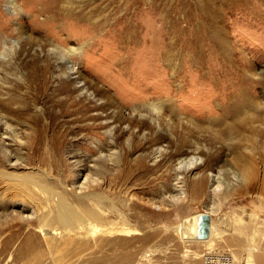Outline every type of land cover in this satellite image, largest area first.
<instances>
[{
	"label": "rangeland",
	"instance_id": "374dc122",
	"mask_svg": "<svg viewBox=\"0 0 264 264\" xmlns=\"http://www.w3.org/2000/svg\"><path fill=\"white\" fill-rule=\"evenodd\" d=\"M15 1L16 12L0 0V48L19 40L0 66V170L74 206L76 194H102L99 210L115 206L137 228L132 244L115 235L93 248L43 243L34 264H114L128 251L130 264H264V138L223 110L257 97L236 120L259 128L264 119V0ZM237 152L253 157L248 183L233 173ZM193 157L194 168H177ZM202 173L214 180L193 197ZM10 183L0 177V238L34 220L12 212L43 202L36 185ZM201 212L207 238L176 234ZM13 249L0 264H33Z\"/></svg>",
	"mask_w": 264,
	"mask_h": 264
},
{
	"label": "bare ground",
	"instance_id": "6f19581e",
	"mask_svg": "<svg viewBox=\"0 0 264 264\" xmlns=\"http://www.w3.org/2000/svg\"><path fill=\"white\" fill-rule=\"evenodd\" d=\"M4 1L6 2V6L10 8L12 11L16 12L19 10V6L17 5L15 0H4ZM52 17L55 18L57 16L53 15ZM78 20H81V18H78ZM17 30H18V27H16L15 32H17ZM18 41L19 40H13V39H7V40L5 39L3 41V43L1 44V48H0V66L4 65V63L7 62L8 56L12 55L10 53L13 51V49L15 50V47ZM59 51H60L59 53H61L62 55L69 57L70 53H74L75 50L73 49L65 50L64 48H59ZM243 89L245 90V88ZM260 92L262 93V97H264V79L262 81ZM247 98L245 96H244V99L238 98L234 100L235 98H231L226 108L223 107V110H225L224 118L232 119L233 121H230V122L242 124L241 128L243 130H246L248 132L253 131V133L256 134L258 137L264 138V119H262L260 123L261 126L259 128L251 127V125H248L247 123L245 124L244 121L241 123L236 120V118H238L239 115L245 112L241 110L244 109L247 105L255 104V102L257 104V100H255L257 99V97L255 99L254 97L253 99H251V97L250 99L249 98L247 99ZM230 122L228 124V127H230L231 129H234L236 125L234 126L233 124H230ZM263 150H264V146L260 148L258 153H256V151L255 153L257 154V156H260ZM233 164H234L233 166L234 170L232 169L233 173L237 175L242 181L248 183V181L254 178L255 168H254L252 155L248 153L242 154L240 152H237L234 158ZM196 165H197V161L193 157L188 160H185V159L180 160L178 162L177 168L181 170H184V169L190 170L194 168ZM123 174H124L123 177L127 176V172H124ZM0 177H4L12 181V183L10 184L13 185L12 187L14 189L17 186L16 184L13 183V181L14 182L15 181H29L31 184L36 185L37 189L40 190L43 194V202L37 205L40 208V211H38V208H35L34 206L30 211L28 210L29 212L27 211L28 213L26 214L22 213L21 210L14 211L11 213V215L16 217L17 219H23V220L26 219L30 221L29 219L33 217L34 220L32 219V222L31 223L29 222L28 224L29 228L27 230L24 231L23 224L19 223L16 226H14L16 227L15 228L16 230L10 227L11 229L9 230L13 232L0 238V256H2V259L5 256H7L9 249L14 247L12 251L13 255H15V252L17 250L18 256H20L22 259H25L26 262L31 261L33 262V264L38 263L40 262L42 258L43 249L41 248V245L43 243H46L48 245L54 244V243L56 244L57 242L66 244L70 242H77L78 240V243L80 246L84 245V246H89V248H93L95 245L100 244V242L103 241L106 237H109L112 235H115V237L117 236L118 238H121L115 242L119 245L133 243L134 234L136 233L137 228L130 223L128 219V215L123 214L115 206L110 208L112 209V211L115 212V214L111 212L106 213L103 210L101 211L96 207L97 205H99V203H101L100 207L101 208L103 207L102 198H107V197L102 196V194H97V193H88L84 195L76 194L74 199L77 205L74 206L70 204L66 196L58 193L57 191L52 189L50 186L41 185L35 181L28 180V178L24 176L10 174L9 172L3 171V170H0ZM209 177L210 179L212 178V181L214 180L212 175L207 176V174L205 175V173L204 174L202 173L200 175V178L191 182V185H192V188L190 189L191 196L197 197L203 194L204 183L205 181H207V179L209 180ZM215 180L217 181V178ZM214 191L219 192L220 188L216 186L214 188ZM32 193L35 196L37 195V193L35 192H32ZM205 195H206V192H205ZM48 199H50V201L53 202L54 204L53 208L51 207ZM91 199H95V202L91 203L93 201L92 200L90 202ZM1 217H2V214H0V219ZM115 217L117 221L115 220ZM33 224H35V226L37 227L36 232L35 230H33ZM196 224H197V216L184 221L183 223H181L177 227H174L173 229L176 232V234H180V235L183 234V238L194 240L197 238L196 237V226H197ZM144 237H146V234L144 235ZM144 237L142 236V238ZM230 241L238 243L237 242L238 239L231 238ZM123 253L125 254H123V256L120 257L117 263L113 260L114 264L132 263V260L135 254L131 251L123 252ZM231 258L232 257L222 259V260H224V264L226 263L234 264V259H231ZM219 259L220 258L214 257L213 262H217ZM228 259H229V262L226 261ZM205 260L203 264H210V260L207 263H205Z\"/></svg>",
	"mask_w": 264,
	"mask_h": 264
},
{
	"label": "water",
	"instance_id": "95a60500",
	"mask_svg": "<svg viewBox=\"0 0 264 264\" xmlns=\"http://www.w3.org/2000/svg\"><path fill=\"white\" fill-rule=\"evenodd\" d=\"M196 225L197 239L207 238L209 230V216L204 212L198 213Z\"/></svg>",
	"mask_w": 264,
	"mask_h": 264
},
{
	"label": "built area",
	"instance_id": "2783aa9c",
	"mask_svg": "<svg viewBox=\"0 0 264 264\" xmlns=\"http://www.w3.org/2000/svg\"><path fill=\"white\" fill-rule=\"evenodd\" d=\"M213 258L214 257H211V259H210V264H224V260H222L223 258H220L217 262H213L214 260H213ZM224 259H226V258H224ZM212 261V262H211Z\"/></svg>",
	"mask_w": 264,
	"mask_h": 264
}]
</instances>
